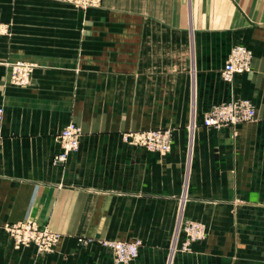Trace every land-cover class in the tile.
<instances>
[{
  "label": "crops",
  "instance_id": "0c3cea01",
  "mask_svg": "<svg viewBox=\"0 0 264 264\" xmlns=\"http://www.w3.org/2000/svg\"><path fill=\"white\" fill-rule=\"evenodd\" d=\"M35 3L0 38V224L28 218L60 237L38 254L0 227V264H116L78 237L141 240L132 264H264V0H105L109 21L85 23ZM17 11L0 4L2 20ZM235 44L252 50V70L228 83ZM17 61L34 64L27 85L9 82ZM239 98L255 118L202 125ZM70 121L79 148L53 163ZM160 127L173 130L168 153L123 140ZM180 218L205 226L187 251L171 249Z\"/></svg>",
  "mask_w": 264,
  "mask_h": 264
},
{
  "label": "built area",
  "instance_id": "2783aa9c",
  "mask_svg": "<svg viewBox=\"0 0 264 264\" xmlns=\"http://www.w3.org/2000/svg\"><path fill=\"white\" fill-rule=\"evenodd\" d=\"M253 52L242 44L231 47L221 77L224 81L232 83L238 74L249 73L252 70ZM11 79L15 83H27L33 69L32 63L18 62L13 64ZM256 110L253 102L246 98H239L227 102L214 104L205 113L202 125L213 129L226 126H235L255 118ZM4 123V108L0 106V141L1 130ZM196 126L195 120L189 125L192 131ZM81 129L73 122H69L57 135L60 151L54 155L53 163L64 162L68 155L79 148ZM123 140L131 145L141 146L148 151L168 153L173 142V130L170 127H160L146 130H131L123 133ZM6 230L12 237L16 248L21 245H34L38 252H51L58 242L59 236L47 228H41L30 219L6 224ZM183 234L179 245L172 246V250L187 251L193 242L204 239L205 226L192 219L178 220L177 234ZM81 244L98 243L102 248L111 252L116 264H132L140 253L141 240L121 241L113 239H95L78 237Z\"/></svg>",
  "mask_w": 264,
  "mask_h": 264
},
{
  "label": "rangeland",
  "instance_id": "374dc122",
  "mask_svg": "<svg viewBox=\"0 0 264 264\" xmlns=\"http://www.w3.org/2000/svg\"><path fill=\"white\" fill-rule=\"evenodd\" d=\"M35 1H40V0H0V4L2 6H5V7L9 6V7H13V8H18V11L15 12L14 14H12L10 16L9 20H2L0 18V38L1 37H11L12 34L14 33L13 27H14L15 23H19L22 21L27 22V14L22 15L21 10H19V9H22V7L39 5V4H36ZM42 1L47 3L48 8H60V9H62L64 12V14H63V21L64 22L85 23V22H90V21H109V19H107L106 16L104 15V13L109 11L105 5V0H42ZM92 12H96V13L99 12L101 14L97 15L94 19V18H91ZM22 17H24V18H22ZM52 18H54V17L51 15H48L49 21H53V20H51ZM18 62L27 63L26 61H17V62L11 63V73L9 76V82H11L14 85L24 86V85H27V80L25 83H15L11 79L13 64H16ZM33 68H34V64H33ZM32 71H33V69H32ZM31 74H32V72H31ZM30 77H31V75H30ZM70 122H72V121H70ZM6 224L7 223L0 224V227L4 230L7 237L11 240L12 247L14 249H20L21 247H26L27 245H21L18 248L15 247L11 235L6 230ZM38 226H40L41 228L49 229L47 226H41L39 224H38ZM50 231L57 234L60 237V234H58L52 230H50ZM58 241H59V239H58ZM57 243H56V245H54V249L51 252H38L37 248L34 245H29V246H33L38 254L53 253L56 249Z\"/></svg>",
  "mask_w": 264,
  "mask_h": 264
}]
</instances>
